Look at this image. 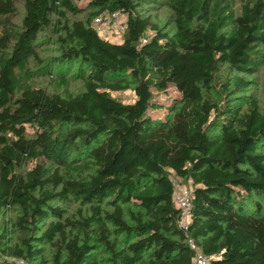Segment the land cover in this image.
Masks as SVG:
<instances>
[{"label": "trees", "instance_id": "trees-1", "mask_svg": "<svg viewBox=\"0 0 264 264\" xmlns=\"http://www.w3.org/2000/svg\"><path fill=\"white\" fill-rule=\"evenodd\" d=\"M78 2L97 11L70 21L66 13ZM167 5L171 35L134 0H25L20 27L10 20L14 1L0 0V215L18 209L22 228L52 216L39 238L53 244L50 264H103L97 245L110 255L106 264H193L189 237L211 264H264V113L257 100L244 110L210 95L221 65L256 68L264 0H240L239 13L230 0ZM105 10L126 14L121 42L93 28ZM47 29L64 45L54 81L67 87L77 62L78 94H49L25 80ZM168 88L180 93L171 105L155 99ZM128 89L133 102L111 95ZM29 162L34 167L20 172ZM173 177L193 186L187 228ZM55 200L90 204L91 213L65 219ZM120 233L127 236L121 247ZM26 245L11 256L42 253Z\"/></svg>", "mask_w": 264, "mask_h": 264}, {"label": "rangeland", "instance_id": "rangeland-1", "mask_svg": "<svg viewBox=\"0 0 264 264\" xmlns=\"http://www.w3.org/2000/svg\"><path fill=\"white\" fill-rule=\"evenodd\" d=\"M16 13L11 16L10 20L18 27L21 26L25 14V0H13ZM137 3L139 11L145 16L151 18L163 32L173 34L175 31L174 16L172 10L167 5V0H134ZM236 13L240 12V0H230ZM79 10L75 13L67 11L66 17L70 21L87 20L89 16L97 11L96 8L89 7L86 2H78ZM127 20V16L123 17ZM149 34H152L149 31ZM60 35V34H59ZM59 35L53 34L51 29H47L40 33L38 44L39 60L32 59L28 64L29 73L25 78L26 81L35 87L45 89L49 94H78L84 89V80L78 73V63L72 65L69 73V84L65 88H59L54 81L53 75L56 73L54 59L58 58L64 45L59 40ZM117 35L113 42H120L122 38ZM243 84H237L238 81ZM155 99L161 101L165 105H171L179 99L180 93L175 88H168L166 91H154ZM112 97L121 100L124 103H130L135 100V93L128 89L125 91L112 92ZM210 95L220 103L229 100L233 105L246 109L252 100H257L262 112L264 113V43L260 46V58L256 68L252 72L242 71L232 68L228 65H221L215 72L214 80L211 86ZM165 111H160L157 116H165ZM35 162H29L20 172H26L34 167ZM55 208L64 211V218L71 220H82L89 217L91 213V205L84 204L80 201H60L50 202ZM128 212L137 213L139 210L130 204H126ZM111 209L110 207H107ZM19 210L16 208L6 210L0 215V235H5L0 239V264H50L51 257L54 253L53 244L39 240L42 232L54 218L42 222H36L27 228H22L17 224ZM71 229V228H69ZM76 232V231H75ZM120 241L119 246L125 245L126 234L120 233L116 236ZM134 239L132 236L128 240ZM29 240L32 251L42 250L40 255H34L31 259L17 258L11 256V252L15 249H23L27 251L26 241ZM94 255L106 264L110 255L105 247L97 245Z\"/></svg>", "mask_w": 264, "mask_h": 264}, {"label": "built area", "instance_id": "built-area-1", "mask_svg": "<svg viewBox=\"0 0 264 264\" xmlns=\"http://www.w3.org/2000/svg\"><path fill=\"white\" fill-rule=\"evenodd\" d=\"M125 15L126 14L122 11L111 12L109 10H105L93 19V28L104 40L114 41V38L117 35L120 36V39H123V35L127 30V20H123ZM173 184L175 188L173 200L177 207L181 210L180 224L182 227L187 228L190 221L192 199L194 195L193 186L191 184L182 183L176 177H173ZM188 245L194 252L193 264H211V257L203 253L193 238H188Z\"/></svg>", "mask_w": 264, "mask_h": 264}]
</instances>
